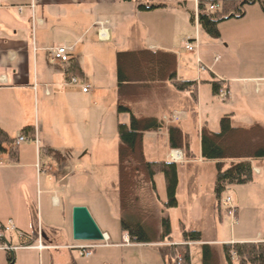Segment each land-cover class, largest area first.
I'll return each mask as SVG.
<instances>
[{"label": "crops", "instance_id": "obj_1", "mask_svg": "<svg viewBox=\"0 0 264 264\" xmlns=\"http://www.w3.org/2000/svg\"><path fill=\"white\" fill-rule=\"evenodd\" d=\"M209 1L221 5L224 0H0V129L14 141L24 129L32 130L30 142L15 145V159L4 154V160L0 161V224L11 229L4 233L15 232L21 243L20 247L10 246L15 249L11 251L13 255L16 250H46L52 256L51 264H134L144 252L139 251L147 248L156 252L161 264H166L160 254L162 246L131 244L128 236L121 232L119 242L110 243L112 236L109 231L102 232L105 244L98 245L100 249L93 251L92 259L79 261L78 254L71 248L73 244H69L72 240L71 214L74 207L86 205L72 201L75 179L67 182L72 175L66 171L67 160L60 164L49 153L59 152L64 156L70 150L83 146L82 129L77 120L84 116L85 126L94 123L99 133L95 144L105 145L107 132L115 134L111 144L116 150L117 168L115 132L117 124H127L129 118L116 113V55L140 49L176 54L178 79L197 84L196 106H193L189 94L176 93L165 85L132 107L136 115L161 119L166 127L176 126L190 139L189 158L183 151L169 148L167 130L146 133L143 139L148 162L165 161L178 166L176 209L185 208L189 214H206L201 211L204 208L211 211L212 235L207 238L201 231L205 244L221 246L264 242V165L251 162L253 183L232 188L231 196H225L231 199L236 211L234 217L227 219L228 227L223 218H218L219 222L214 220L217 216L213 194L215 163L203 161L200 146V130L203 126L208 127L210 120V115L202 111L201 98L203 93L207 97L209 95L211 107L215 98L208 82H223L228 92V107L224 111L211 108L214 117L220 114L216 117L219 121L229 116L235 127L255 123L264 126V111H252L256 105L258 109L264 106V102L258 101L252 107L247 97L250 87H255L256 92L264 87V12L257 4L250 5L246 7L244 17L219 24V39L203 38L196 20L198 5ZM170 4L181 8L177 20L186 22L189 17L190 21L193 14L194 23L190 24L195 28L194 39L189 37L187 25L182 26L180 32H174V41L170 43L153 39V16L167 13ZM151 5L159 7L150 12L139 9V6L147 8ZM177 39L183 48L186 39L195 43V50L189 52L195 55V65L178 58L174 49ZM58 46L69 49L68 63L52 60L50 50ZM254 50L259 57L250 64L246 56L248 51L253 53ZM72 63L82 70L81 77L69 72ZM92 76L95 80L89 78ZM71 78H75L77 83L70 84ZM85 88H88L87 92H83ZM114 90L115 98L111 96ZM106 93L111 100L110 108L101 102V96ZM237 98L241 100L239 104ZM237 105L242 111L240 114H236ZM234 120L238 125L233 124ZM194 137L199 142L197 147L193 145ZM147 150L156 158L154 153L161 151L158 155L161 159H147ZM174 153H179L181 158L174 160ZM51 159L57 161V173L52 168ZM206 166L214 168L210 174V201H204L207 188L202 185ZM157 182L156 194L160 202H165L166 195L162 200ZM113 192L117 208L113 206L114 216L119 221L116 186ZM141 198L146 199L148 195L142 192ZM169 212H166L168 216ZM39 228L43 231L40 237L33 231ZM182 229L187 230L183 224ZM29 242L32 243L27 244ZM39 244L46 249L38 250L36 246ZM182 244L180 231L179 239L173 240L172 245ZM199 246L200 243L188 244L189 248ZM6 248L4 243L0 245V250L7 253L9 250ZM107 249L114 251L112 256L102 252Z\"/></svg>", "mask_w": 264, "mask_h": 264}, {"label": "trees", "instance_id": "obj_2", "mask_svg": "<svg viewBox=\"0 0 264 264\" xmlns=\"http://www.w3.org/2000/svg\"><path fill=\"white\" fill-rule=\"evenodd\" d=\"M131 2L132 0H121ZM209 4L216 1L203 2L198 5V26L211 39H219V24L244 17L246 7L257 4L264 12V0H224L220 8L209 10ZM159 6H139L141 10H155ZM190 23H194L193 14ZM117 71V115H127L128 123H118L117 136V202L120 212L119 228L126 234L129 242L135 245L163 244L160 254L166 264H178L176 256H180V264H192L188 244L200 243L201 264H264V242L242 243L234 245H209L203 243V235L198 231L181 230L182 245H172V232L167 211L176 209L178 166L165 161L148 162L143 149L146 133H157L167 130L168 146L171 150L183 151L191 157L190 139L176 126L166 127L163 120L156 117L136 115L132 107L156 91L169 85L176 93L189 94L193 106L197 105V84L180 81L177 77V56L172 52L161 50L121 52L116 55ZM69 72L82 76V70L72 63ZM212 95L218 99L219 91L225 89L220 81L208 82ZM32 140V130L26 128L22 132ZM201 157L205 162L215 163V181L213 194L219 220L228 213L223 204L225 194L232 188L248 186L253 183V167L251 162L264 165V126L258 123L245 127H235L229 116L219 121V131L212 132L207 126L200 130ZM49 153L60 163L66 161L67 155L59 152ZM7 154L10 159L16 158L15 141L0 129V155ZM162 174L166 187V201L160 202L155 187V177ZM154 199L160 205L156 211L143 204L141 193ZM226 208L223 210L222 207ZM223 210V211H222ZM236 214V211H235ZM5 232L0 224V236ZM29 242L27 244H31ZM3 245V241L0 240ZM234 253V257L231 256ZM8 262L13 264V253L7 251Z\"/></svg>", "mask_w": 264, "mask_h": 264}, {"label": "rangeland", "instance_id": "obj_3", "mask_svg": "<svg viewBox=\"0 0 264 264\" xmlns=\"http://www.w3.org/2000/svg\"><path fill=\"white\" fill-rule=\"evenodd\" d=\"M171 6L168 7L169 11L168 12H173L176 15H168L171 13H159L160 15L153 16V21H151L153 27H154V40L156 42L161 41L163 43H170L174 41V32H180L182 26L185 27V25L188 26L189 28V33L192 39L195 38V28L190 24L189 17L186 22H182V20H177V15L179 12H181V8L177 6L176 4H170ZM150 7V6H148ZM166 9V8H162ZM150 12V11H149ZM176 12V13H175ZM174 16V17H173ZM176 18V19H174ZM152 27V26H150ZM199 30V34H202L203 38H209L206 36L203 32ZM180 34V33H179ZM187 40V39H186ZM174 43V42H173ZM174 49L177 52L178 58L182 59L183 62L185 63H193L195 65V55L192 53L187 52L182 44L181 41L177 39L175 40L174 44ZM251 54V55H249ZM248 59H250L251 63L253 64L254 60L259 57V55L256 54V51L254 52H249L246 56ZM253 71V70H252ZM207 73V72H205ZM209 77V75H207ZM91 80H95L94 77H89ZM233 86H240L234 84ZM115 87V86H114ZM241 88V87H238ZM204 92V91H203ZM248 100L250 102L249 105L252 107L257 104L258 101L264 102V87H260L259 91L256 92L255 87H250L248 90ZM109 94V93H108ZM112 97L115 98V90L114 93L111 95ZM209 95L208 97L206 96L205 93H203V96L201 98V107L202 111L204 114H209L210 120L208 124V128L211 129L213 132H218L219 131V120L216 118L217 116L214 117V110H213V116H212V109L211 108H216L219 111H224L228 107V100H219L216 97L213 100V107H211L209 103ZM237 98V102H241V100ZM101 102L107 105V107H111V100L110 97L107 96V93L101 96ZM247 104V102H246ZM236 114H240V107L238 105L236 106ZM260 112L264 111V106H260L259 109L256 105L255 109H252V111ZM144 112V111H143ZM142 112V113H143ZM221 113V112H220ZM253 114V112H252ZM85 119L84 116H82L80 119H78V124L80 128L82 129V137L83 141L82 144L83 146L81 148H77L75 150H70L67 155V172H71L72 175L68 179L69 180H74V189L72 192V201L77 204H82L85 206L89 213L91 214L93 220L97 224L98 228L100 229L101 232L103 231H109L110 235L112 236V241L113 242H119V221H117L116 216H114V208L117 210L115 207V195L113 194L115 190V186L117 183V168H116V150L114 148V145L112 146L111 142L113 139H115V134L114 133H109L107 132L106 138L108 141L106 142L105 145L99 146L95 144L97 142V137H99V133L97 130H95L94 123L90 126H85L84 122L82 121ZM237 120V119H236ZM236 120L233 121L234 125H238ZM82 121V122H81ZM88 122V121H86ZM236 123V124H235ZM245 123H250V122H245ZM253 123V122H251ZM109 133V134H108ZM116 133V132H115ZM194 134V132H192ZM197 143H199L196 140V137L193 138V145L195 146ZM101 149L99 150V148ZM197 147V145H196ZM147 149V146H146ZM161 151H157L155 154H157V158L155 156H150L148 154L147 150V159H161L158 157L160 155ZM4 160L3 155H0V161ZM53 162L52 168L54 169V172H58V164L57 161L54 159H51ZM214 170L213 167L211 166H206V171L204 174V180H203V188H207L204 191V196L205 200L204 201H210L212 199V190H211V176L210 174ZM211 171V172H209ZM158 181V193L161 196L162 200H165V195H166V189L164 187V178L162 174H158L155 177V181ZM160 181V183H159ZM65 185V184H64ZM231 196L230 193L225 194V196ZM147 199V200H146ZM146 199H142L143 204L145 203L146 206L155 209L156 211H160V205L152 198L148 197ZM226 207L223 206L222 209L224 210ZM222 210V211H223ZM187 209L179 208V209H173V211L170 210L169 212V217L171 221V236L174 241L179 239L180 236V231H181V224L185 225V228L190 231H198V232H203L204 235L208 238L209 236L212 235V232L210 231V224H211V217L209 214L211 211L208 209H202L201 211L206 213V214H199L197 212L194 213H187ZM187 213V214H186ZM216 218V219H215ZM224 219L223 223L228 226L227 219L229 220V216L227 214H224L222 212V217ZM213 220V219H212ZM214 220L219 222L218 217H214ZM58 222V221H57ZM224 225V226H225ZM229 227V226H228ZM35 235H38V237L41 236L43 231L39 228L36 230H33ZM29 235L30 232H28ZM61 233V232H59ZM44 234L46 232L44 231ZM4 238L6 241L10 244V246L13 247H20L21 243L19 240V237L16 235L15 232L11 233H4L3 234ZM65 237V236H64ZM93 243V242H90ZM69 244H73V246L77 247L80 245H85L86 243L84 242H74L73 240H69ZM94 244V243H93ZM97 245H103L105 244L104 242H95ZM192 244V243H190ZM2 245V244H0ZM159 246H164L163 244H156ZM38 246H36L37 248ZM73 249V247H71ZM99 247H97L94 251L98 252ZM191 249V250H190ZM144 250V252H143ZM77 254L78 252L73 249ZM190 251V257H191V263L192 264H201V251L200 247H192L189 248ZM93 252L90 257L88 258H83L78 255L79 261L82 262H87L90 259H92ZM103 253H108V256H112L113 250H103ZM139 252H143L138 256V259L134 264H161V261L158 259V256L155 255V251L153 249H147V248H142ZM153 252V253H151ZM155 252V253H154ZM107 256V257H108ZM137 256V255H136ZM109 258V257H108ZM235 258V257H234ZM14 262L13 264H51L52 263V256L50 255L49 251H26V250H16L13 255ZM220 264H225L223 259H220ZM0 264H9L8 262V255L5 250H0ZM129 264H131L129 262Z\"/></svg>", "mask_w": 264, "mask_h": 264}, {"label": "built area", "instance_id": "obj_4", "mask_svg": "<svg viewBox=\"0 0 264 264\" xmlns=\"http://www.w3.org/2000/svg\"><path fill=\"white\" fill-rule=\"evenodd\" d=\"M208 7H209V10L214 11V10L219 9L220 5L219 4H209ZM20 10H21V8H20ZM196 20H198V17L196 18ZM183 45H184V49L186 51H188V52H193L195 50V48H196L195 43L192 40H190V39L185 40ZM50 55H51L52 60H54L55 62H59L61 64H66V63H68L70 61L69 49H67L64 46H58V47H55V48L51 49L50 50ZM69 83L70 84H76L77 80L75 78H71ZM87 91H88V88L83 89V92H87ZM227 98H228L227 90L221 89L219 91L218 99L224 101ZM30 141H31V139H28L27 137H25V135L18 134L17 137H16V140H15V145L18 146L20 144H24V143H27V142H30ZM172 158L177 161L181 157H180L179 153H174ZM223 204L228 208L227 215L230 216V217H234L235 209L232 207L231 199L229 197L225 198L223 200ZM4 229H5V232H9L11 230V229H9L7 227H4ZM97 247H98V245L95 244V243L94 244L93 243H87L85 245H80V246H77V247L73 246V249L78 252V255L80 257L88 258V257L91 256V254L93 253V251ZM37 249L38 250H43V249H46V247H44L41 244H39ZM6 250L14 251L15 249L14 248H6ZM231 256L234 257L235 256L234 253H231ZM176 260H177L178 264L181 263L180 256H176Z\"/></svg>", "mask_w": 264, "mask_h": 264}, {"label": "water", "instance_id": "obj_5", "mask_svg": "<svg viewBox=\"0 0 264 264\" xmlns=\"http://www.w3.org/2000/svg\"><path fill=\"white\" fill-rule=\"evenodd\" d=\"M71 233L74 242H104L105 236L98 228L86 207H74L71 214ZM1 240L10 248L4 237Z\"/></svg>", "mask_w": 264, "mask_h": 264}]
</instances>
